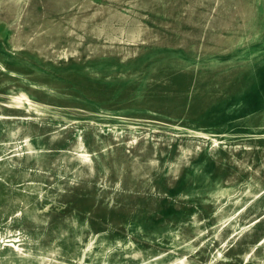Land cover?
<instances>
[{"label": "rangeland", "instance_id": "374dc122", "mask_svg": "<svg viewBox=\"0 0 264 264\" xmlns=\"http://www.w3.org/2000/svg\"><path fill=\"white\" fill-rule=\"evenodd\" d=\"M0 264H264V0H0Z\"/></svg>", "mask_w": 264, "mask_h": 264}, {"label": "bare ground", "instance_id": "6f19581e", "mask_svg": "<svg viewBox=\"0 0 264 264\" xmlns=\"http://www.w3.org/2000/svg\"><path fill=\"white\" fill-rule=\"evenodd\" d=\"M16 99L25 101L26 103H28V105H31V100L27 99L25 94H23V93H21ZM27 145L29 146L28 148L30 149L31 148L30 144L27 143Z\"/></svg>", "mask_w": 264, "mask_h": 264}]
</instances>
